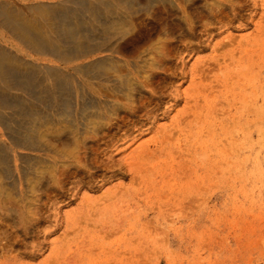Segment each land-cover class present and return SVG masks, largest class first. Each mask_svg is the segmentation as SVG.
Wrapping results in <instances>:
<instances>
[{"label":"rangeland","instance_id":"374dc122","mask_svg":"<svg viewBox=\"0 0 264 264\" xmlns=\"http://www.w3.org/2000/svg\"><path fill=\"white\" fill-rule=\"evenodd\" d=\"M176 1L141 14L147 82L101 89L85 164L30 226L0 211V264H264V0Z\"/></svg>","mask_w":264,"mask_h":264},{"label":"bare ground","instance_id":"6f19581e","mask_svg":"<svg viewBox=\"0 0 264 264\" xmlns=\"http://www.w3.org/2000/svg\"><path fill=\"white\" fill-rule=\"evenodd\" d=\"M172 3L178 6L176 0H0L4 215L17 213L30 226L42 190L85 164L91 134L122 106L112 95L130 104L147 82L139 78L152 63L146 51L138 52L147 37L141 14L157 15ZM136 53L142 60L129 66L139 71L123 72ZM107 88L114 94L101 91Z\"/></svg>","mask_w":264,"mask_h":264}]
</instances>
